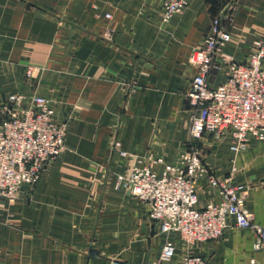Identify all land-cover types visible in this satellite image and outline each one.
I'll return each mask as SVG.
<instances>
[{"label": "crops", "instance_id": "crops-1", "mask_svg": "<svg viewBox=\"0 0 264 264\" xmlns=\"http://www.w3.org/2000/svg\"><path fill=\"white\" fill-rule=\"evenodd\" d=\"M162 14V0H0V102L10 93L35 94L67 124V149L42 179L15 203L0 200V264H146L159 257L169 236L150 219L148 204L116 189L130 160L112 145L118 140L158 173L180 164L197 74L190 54L222 15L233 35L224 52L244 61L251 42L264 36V0H190L170 22ZM225 80L222 66L210 81L217 87ZM204 155L216 175L243 187L264 226V142L252 140L235 157L229 140L207 138ZM197 192L199 207L220 199L205 180ZM171 238L177 254L170 264H182L187 250L178 235ZM208 244L192 253L214 264L217 249ZM251 260L264 264V252Z\"/></svg>", "mask_w": 264, "mask_h": 264}, {"label": "built area", "instance_id": "built-area-1", "mask_svg": "<svg viewBox=\"0 0 264 264\" xmlns=\"http://www.w3.org/2000/svg\"><path fill=\"white\" fill-rule=\"evenodd\" d=\"M189 4L190 0H162V20L171 21ZM223 21L222 15L213 20L203 42L189 56L197 74L187 94L193 112L180 164L166 165L158 173L154 164L123 150L118 140L112 145L113 152L130 160L116 176V189L148 204L150 219L169 236L159 257L146 264L173 262L177 246L172 235H178L187 250L182 264H210L193 254V248L219 240L232 227L253 232L254 249L264 251V226L247 209L246 194L234 187L231 176L219 177L205 161L207 138L229 140L234 155L246 151L252 140L264 142V36L253 40L244 61H237L224 52L233 35ZM222 66L226 80L213 86L210 80ZM26 75L35 79V68L29 66ZM54 117L51 101L35 94L10 93L0 102V200H14L25 186H35L66 151L67 124L57 123ZM203 180L220 199L199 207L197 185Z\"/></svg>", "mask_w": 264, "mask_h": 264}, {"label": "rangeland", "instance_id": "rangeland-1", "mask_svg": "<svg viewBox=\"0 0 264 264\" xmlns=\"http://www.w3.org/2000/svg\"><path fill=\"white\" fill-rule=\"evenodd\" d=\"M230 8L232 11H236L238 8V4L233 3ZM107 15H106L107 18H111L108 17ZM242 153L243 152L235 155V157H237ZM234 171H236V169H234ZM33 187H29V188L32 189ZM234 187L238 189L240 193L246 194V207H247L248 194L246 192L243 193L242 186L234 185ZM23 193L24 190L22 189L14 200L11 201L8 200V202L11 204L15 203ZM247 209L253 214V212L248 207ZM251 233L246 232V230H242L239 228H230L222 238H220L219 240L209 242L208 245L212 244L214 246L213 248L217 249V250L215 249L216 251L211 255L212 257H209V259L212 260L214 264H257V262L255 261L254 263H252L251 260L252 256L255 255L256 252L263 253L264 251H256L254 249L257 236L253 232Z\"/></svg>", "mask_w": 264, "mask_h": 264}, {"label": "water", "instance_id": "water-1", "mask_svg": "<svg viewBox=\"0 0 264 264\" xmlns=\"http://www.w3.org/2000/svg\"><path fill=\"white\" fill-rule=\"evenodd\" d=\"M97 254L96 250H91L90 255L91 257L95 256Z\"/></svg>", "mask_w": 264, "mask_h": 264}]
</instances>
